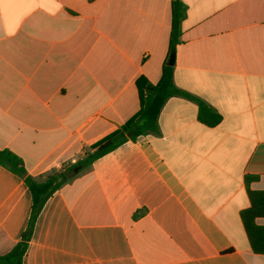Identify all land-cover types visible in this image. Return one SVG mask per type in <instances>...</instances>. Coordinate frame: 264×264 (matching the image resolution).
I'll return each instance as SVG.
<instances>
[{
  "label": "crops",
  "instance_id": "obj_1",
  "mask_svg": "<svg viewBox=\"0 0 264 264\" xmlns=\"http://www.w3.org/2000/svg\"><path fill=\"white\" fill-rule=\"evenodd\" d=\"M182 1L174 82L220 122L168 99L158 134L76 169L47 200L23 264H264L241 217L248 191H264V0ZM172 2L0 0V149L43 181L135 116L137 81L157 84L172 56ZM31 212L24 179L0 165V255Z\"/></svg>",
  "mask_w": 264,
  "mask_h": 264
},
{
  "label": "trees",
  "instance_id": "obj_2",
  "mask_svg": "<svg viewBox=\"0 0 264 264\" xmlns=\"http://www.w3.org/2000/svg\"><path fill=\"white\" fill-rule=\"evenodd\" d=\"M187 8L182 0H173L171 6V34L170 53H176L180 43L181 27L186 17ZM139 90L141 107L139 112L122 125L115 132L105 137L91 147V152L73 166H64L59 171L52 172L45 180L40 181L30 176L23 160L10 150L0 149V165L24 179L32 194L31 219L21 240L5 255H0V264H23L29 241L31 240L36 220L45 206L47 200L64 184L68 183L76 174V169L84 170L98 158L106 155L128 140L135 141L140 136L155 135L159 133L158 119L161 110L168 99L175 96L194 100L199 106V119L208 126L217 125L220 115L203 101L179 89L174 82V67L165 65L162 76L157 84L150 83L141 78L136 83ZM251 180V178H247ZM251 205L241 214L251 247L255 253L264 254V226L256 223L258 218L264 217V191H248ZM139 215L135 214L134 218Z\"/></svg>",
  "mask_w": 264,
  "mask_h": 264
},
{
  "label": "water",
  "instance_id": "obj_3",
  "mask_svg": "<svg viewBox=\"0 0 264 264\" xmlns=\"http://www.w3.org/2000/svg\"><path fill=\"white\" fill-rule=\"evenodd\" d=\"M174 62H175V54H173L170 58V61H169V64L170 66H173L174 65Z\"/></svg>",
  "mask_w": 264,
  "mask_h": 264
}]
</instances>
